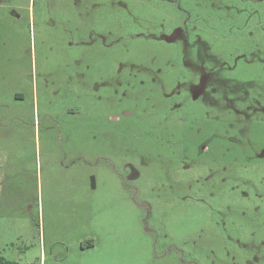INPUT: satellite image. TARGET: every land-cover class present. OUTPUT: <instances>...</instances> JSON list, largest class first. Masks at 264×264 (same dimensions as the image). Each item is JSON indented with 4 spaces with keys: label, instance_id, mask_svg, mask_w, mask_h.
Masks as SVG:
<instances>
[{
    "label": "rangeland",
    "instance_id": "1",
    "mask_svg": "<svg viewBox=\"0 0 264 264\" xmlns=\"http://www.w3.org/2000/svg\"><path fill=\"white\" fill-rule=\"evenodd\" d=\"M0 148L16 264H264V0H0Z\"/></svg>",
    "mask_w": 264,
    "mask_h": 264
},
{
    "label": "crops",
    "instance_id": "2",
    "mask_svg": "<svg viewBox=\"0 0 264 264\" xmlns=\"http://www.w3.org/2000/svg\"><path fill=\"white\" fill-rule=\"evenodd\" d=\"M9 157V153L6 150H3L0 148V176L5 177L6 171H7V159ZM93 188H96V179H95V185Z\"/></svg>",
    "mask_w": 264,
    "mask_h": 264
},
{
    "label": "trees",
    "instance_id": "3",
    "mask_svg": "<svg viewBox=\"0 0 264 264\" xmlns=\"http://www.w3.org/2000/svg\"><path fill=\"white\" fill-rule=\"evenodd\" d=\"M95 175L92 176V185H95ZM94 243L92 242V240H90L88 242V244L86 246H93ZM0 264H16L14 261L7 259L4 255L0 254Z\"/></svg>",
    "mask_w": 264,
    "mask_h": 264
}]
</instances>
